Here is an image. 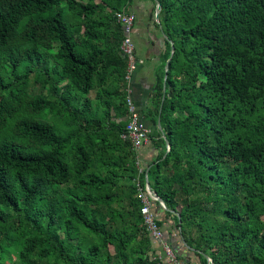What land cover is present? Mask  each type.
<instances>
[{"label": "trees", "instance_id": "16d2710c", "mask_svg": "<svg viewBox=\"0 0 264 264\" xmlns=\"http://www.w3.org/2000/svg\"><path fill=\"white\" fill-rule=\"evenodd\" d=\"M83 1L0 0V264H170L122 138L126 57L108 69L105 5ZM159 2L175 48L161 108L155 88L170 150L148 171L168 210H152L185 263L264 264V0Z\"/></svg>", "mask_w": 264, "mask_h": 264}, {"label": "crops", "instance_id": "0c3cea01", "mask_svg": "<svg viewBox=\"0 0 264 264\" xmlns=\"http://www.w3.org/2000/svg\"><path fill=\"white\" fill-rule=\"evenodd\" d=\"M84 0L83 2H86ZM103 0H95V3H102L105 8L102 12L103 16L108 15L109 18H104L106 22L99 23L100 29L104 34L100 36V48L105 49V56L107 58L108 69L109 66L113 68L118 64V59L124 55L121 54L119 45L120 37L123 34L121 25L117 22L114 13L111 15L112 6L102 2ZM114 5H120L121 10L125 12H132L136 16V22L133 30V38L136 44L137 55L139 58V65L133 74L130 83L132 89V96L140 110L144 122L151 128L150 140L136 149L138 157V165L140 170L149 171L153 166L157 157L165 150L166 142L163 143L164 132L162 127L160 108L168 92L166 83V64L172 52L167 43V39L163 35V27L158 22L157 2L156 0H107ZM117 11H115L116 13ZM106 14V15H105ZM103 20V19H101ZM83 30V29H82ZM121 57V58H120ZM124 58V57H123ZM162 78L163 83V97L161 98V105L159 111L157 110V103L159 98L156 97V87L159 80ZM95 96V91L90 95ZM160 124V125H159ZM162 128V129H161ZM152 208L158 214L165 218V213L159 210V205L152 201ZM154 210V211H155ZM163 230L165 231V238H168L173 244L176 241L183 248V239L178 233V230L171 228L172 220L170 217L164 219ZM192 253V252H191ZM196 259V260H195ZM195 264H200L198 258L194 256ZM188 264V263H187Z\"/></svg>", "mask_w": 264, "mask_h": 264}, {"label": "built area", "instance_id": "2783aa9c", "mask_svg": "<svg viewBox=\"0 0 264 264\" xmlns=\"http://www.w3.org/2000/svg\"><path fill=\"white\" fill-rule=\"evenodd\" d=\"M117 22L121 25L123 38L120 43V51L126 57L127 67L125 73L126 87V107H127V125L126 131L122 133V138L131 142V145L136 150L150 140L151 128L144 122L142 114L137 107V104L132 96L131 81L134 72L139 65L136 44L133 38V30L136 22V16L132 12L117 11L115 13ZM166 150H170V145L166 144ZM141 172L143 170H140ZM147 177V174L145 175ZM147 183V181H146ZM138 189L141 191L140 196L143 201L141 212L144 222L152 237L157 240L162 248V254L158 257L165 259L170 264H187L178 258L175 248L165 238L164 231L159 225L155 213L152 210V201H154L151 193L145 185V190L142 189L140 182H137Z\"/></svg>", "mask_w": 264, "mask_h": 264}, {"label": "water", "instance_id": "95a60500", "mask_svg": "<svg viewBox=\"0 0 264 264\" xmlns=\"http://www.w3.org/2000/svg\"><path fill=\"white\" fill-rule=\"evenodd\" d=\"M156 2H157V4H158V6H157V14H156V17H157L158 22H160L159 14H160V12H161L162 7H161V4H160L159 0H156ZM163 35L165 36L166 39L168 38L167 35L165 34V32H163ZM171 48H172V52H171V55H170V57H169V60H168V62H167V64H166V76L168 75V68H169L170 60L172 59L173 54H174V48H175V47H174V43H173L172 41H171ZM159 125H160V124H159ZM161 129H162V128H161ZM164 139H165L166 144L170 145V141L168 140V138H167L165 135H164ZM146 174H147V177H146V181H147L146 186H147L148 191L151 193V195H152L154 201L158 202V203H159V206L162 207L163 209L168 210V207H167V205L165 204L164 200H163V199L158 195V193H157V192L151 187V184H150V182H149V178H148V171H147ZM177 215L180 217V214H179L178 212H177ZM181 237H182V236H181ZM182 239H183V244H184L186 247H188V248L191 249V250H194L193 247H191L190 245L187 244V242H186V240L184 239V237H182ZM201 253L207 257V259L209 260V262H210L211 264H213L212 259H211L207 254H205V253H203V252H201Z\"/></svg>", "mask_w": 264, "mask_h": 264}, {"label": "rangeland", "instance_id": "374dc122", "mask_svg": "<svg viewBox=\"0 0 264 264\" xmlns=\"http://www.w3.org/2000/svg\"><path fill=\"white\" fill-rule=\"evenodd\" d=\"M15 257L11 256L10 259L8 260V264H15L16 262L14 261Z\"/></svg>", "mask_w": 264, "mask_h": 264}]
</instances>
